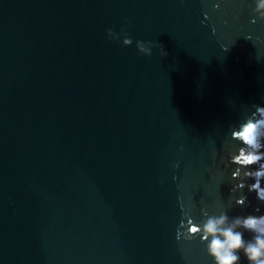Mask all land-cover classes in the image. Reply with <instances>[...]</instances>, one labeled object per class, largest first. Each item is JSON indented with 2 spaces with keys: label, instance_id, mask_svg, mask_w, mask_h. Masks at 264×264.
Returning <instances> with one entry per match:
<instances>
[{
  "label": "water",
  "instance_id": "1",
  "mask_svg": "<svg viewBox=\"0 0 264 264\" xmlns=\"http://www.w3.org/2000/svg\"><path fill=\"white\" fill-rule=\"evenodd\" d=\"M254 9L0 0V264H214L189 230L264 214L229 159L232 132L264 106Z\"/></svg>",
  "mask_w": 264,
  "mask_h": 264
},
{
  "label": "clouds",
  "instance_id": "2",
  "mask_svg": "<svg viewBox=\"0 0 264 264\" xmlns=\"http://www.w3.org/2000/svg\"><path fill=\"white\" fill-rule=\"evenodd\" d=\"M254 11L264 19V0H255ZM121 34L125 46L133 43L126 29L122 28L120 33L114 28L107 30L110 40L119 42ZM135 43L142 54L152 55L154 45L151 42L137 40ZM232 136L242 145L238 151L229 153L230 161L239 165L232 177L243 175L254 178L255 182L248 187L257 191L258 198L264 200V187H261L264 183V106H257V111L242 121L238 129L232 132ZM252 165L256 167L251 168ZM244 186V182L239 184L241 188ZM245 199L246 197L239 199L237 203L242 204ZM259 211L257 208V212ZM241 229L251 232V238L246 237ZM189 231L191 235H196L197 231L203 234L202 239L207 242V252L214 264H243L245 258L247 264H264V214L230 218L227 213H223L210 216L199 230L192 228Z\"/></svg>",
  "mask_w": 264,
  "mask_h": 264
}]
</instances>
